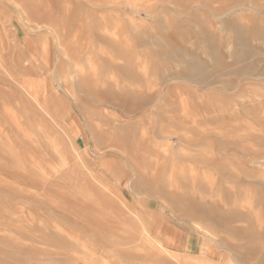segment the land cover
I'll list each match as a JSON object with an SVG mask.
<instances>
[{
	"label": "rangeland",
	"instance_id": "374dc122",
	"mask_svg": "<svg viewBox=\"0 0 264 264\" xmlns=\"http://www.w3.org/2000/svg\"><path fill=\"white\" fill-rule=\"evenodd\" d=\"M174 263L264 264V0H0V264Z\"/></svg>",
	"mask_w": 264,
	"mask_h": 264
},
{
	"label": "bare ground",
	"instance_id": "6f19581e",
	"mask_svg": "<svg viewBox=\"0 0 264 264\" xmlns=\"http://www.w3.org/2000/svg\"><path fill=\"white\" fill-rule=\"evenodd\" d=\"M170 213L177 219V218H180L178 215H177V213L175 212V211H173V210H170ZM200 213L201 214H204V213H202V212H198V210H194V213H193V216L192 217H194V218H197L198 217V215H200ZM191 214V213H190ZM191 218V217H190ZM175 219V220H176ZM169 222V221H168ZM179 224V223H178ZM199 226V225H198ZM179 228V227H178ZM200 228L198 227V230H199ZM202 229V228H201ZM200 229V230H201ZM143 233V232H142ZM143 234H145V233H143ZM139 236V235H138ZM142 238V237H141ZM147 238V237H146ZM140 241V240H139ZM138 243V242H137ZM156 243V242H155ZM152 244V243H151ZM146 245V244H145ZM151 248H153L154 249V247H151ZM156 249V248H155ZM154 249V250H155ZM161 249V248H160ZM163 249V248H162ZM153 250V251H154ZM164 250V249H163ZM152 251V249L150 250V252ZM162 251V250H161ZM167 250H165L164 252H166ZM168 253H169V251H168ZM170 254H171V252H170ZM170 254H168L169 256H170ZM161 255V254H160ZM157 256H159V255H157ZM162 256V255H161ZM165 256V255H164ZM163 256V257H164ZM172 256V255H171ZM150 257V256H149ZM187 257V256H186ZM189 257V256H188ZM157 258V257H156ZM171 258V257H170ZM155 258H152V260H154ZM167 258H165V260H166ZM193 259V258H192ZM191 260V259H190ZM195 260V259H194ZM200 261V260H199ZM180 262V261H179ZM192 262V261H191ZM197 263V262H196ZM175 264V263H174ZM183 264V263H182Z\"/></svg>",
	"mask_w": 264,
	"mask_h": 264
}]
</instances>
